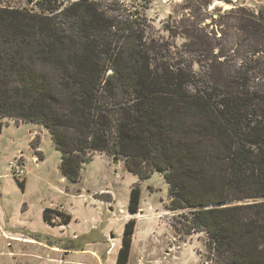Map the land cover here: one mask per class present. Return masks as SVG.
Listing matches in <instances>:
<instances>
[{
  "label": "trees",
  "instance_id": "1",
  "mask_svg": "<svg viewBox=\"0 0 264 264\" xmlns=\"http://www.w3.org/2000/svg\"><path fill=\"white\" fill-rule=\"evenodd\" d=\"M37 5L0 7V116L45 127L72 183L95 152L121 157L138 180L159 172L169 209H189L188 232H206L209 264H264V48L251 42L226 72L213 56L201 78L169 43L147 42L136 14L99 0ZM238 28L264 39L262 16H239ZM139 201L135 184L129 213ZM134 228L124 224L116 264Z\"/></svg>",
  "mask_w": 264,
  "mask_h": 264
},
{
  "label": "rangeland",
  "instance_id": "2",
  "mask_svg": "<svg viewBox=\"0 0 264 264\" xmlns=\"http://www.w3.org/2000/svg\"><path fill=\"white\" fill-rule=\"evenodd\" d=\"M71 1L0 0V7L39 12L37 3L61 7ZM99 1L144 19L146 41L169 43L170 51L194 60L191 70L201 78L213 56L224 62L226 72L242 64L251 42L264 48V39L245 40L238 28L239 16L264 17V0ZM0 128V264H97L92 251L104 253L110 235L116 247L103 256L106 264H116L124 224L131 219L135 228L127 264H209L206 232H188L184 217L189 209H169L168 185L159 172L138 180L121 157L95 152L82 165L78 182L70 183L61 174L60 152L49 136L41 140L44 159L35 163L28 142L32 126L0 116ZM17 150L24 157L19 177L9 165ZM15 179L25 180L23 190ZM135 184L140 188L136 214L127 210ZM45 208L51 210L52 224L42 220ZM65 215L69 222L59 225Z\"/></svg>",
  "mask_w": 264,
  "mask_h": 264
},
{
  "label": "crops",
  "instance_id": "3",
  "mask_svg": "<svg viewBox=\"0 0 264 264\" xmlns=\"http://www.w3.org/2000/svg\"><path fill=\"white\" fill-rule=\"evenodd\" d=\"M13 121V120H12ZM14 123V122H13ZM22 124H25V125H31L32 126V129L28 132V142H29V145L31 147V150L32 152L37 155V161H36V157H33V161L35 163H38L39 161H42L44 159V155L41 151V140L43 137H50L49 135V132L48 130L43 127L42 125H39V124H34V123H29V122H22V121H19L16 125L17 126H20ZM41 128V130H39V128ZM0 132H1V128H0ZM40 137H39V136ZM51 139V138H50ZM52 141V140H51ZM53 143V142H52ZM54 145V144H53ZM20 158L22 164H24V157L22 155V151H19L17 150L16 153H15V158ZM60 160V158H59ZM13 162V160L9 161V165L10 163ZM60 164V163H59ZM24 166V165H23ZM62 174V173H61ZM63 178H65L63 176ZM66 179V178H65ZM67 180V179H66ZM68 181V180H67ZM70 182V181H69ZM72 183V182H70ZM26 208V207H25ZM24 208V209H25ZM22 210H24L23 208H21ZM41 217H42V214H41ZM12 220H13V215L10 217L9 221H10V224H12ZM43 220V219H42ZM45 222V221H44ZM5 223L7 224V220L6 222L4 221L3 225L5 226ZM46 223V222H45ZM48 224V223H47ZM3 226V227H4ZM2 227V228H3ZM22 228H25L24 226H22ZM103 233H105L107 231V229L104 227L103 229ZM134 234V233H133ZM111 236L106 240V242L109 243V246L105 249V252H106V255L109 253L110 250H112L113 248L116 247V242L114 241V239H111ZM132 238H133V235H132ZM121 246V239H120V242H119V245L117 246V248L119 247L120 248ZM131 248H132V241H131ZM130 248V250H131ZM104 252V253H105ZM92 253L94 254V258L96 259V261L98 262L97 264H106V261H107V258L106 256H103L104 253H101V251H92Z\"/></svg>",
  "mask_w": 264,
  "mask_h": 264
},
{
  "label": "built area",
  "instance_id": "4",
  "mask_svg": "<svg viewBox=\"0 0 264 264\" xmlns=\"http://www.w3.org/2000/svg\"><path fill=\"white\" fill-rule=\"evenodd\" d=\"M10 166L12 169H14V175H16L18 177L24 175L23 164L20 161L19 157L15 158V160L10 163Z\"/></svg>",
  "mask_w": 264,
  "mask_h": 264
}]
</instances>
